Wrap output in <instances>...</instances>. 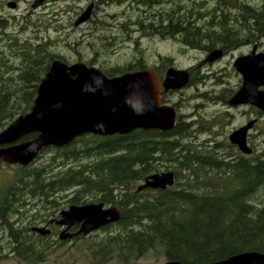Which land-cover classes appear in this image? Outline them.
<instances>
[{
	"label": "trees",
	"instance_id": "1",
	"mask_svg": "<svg viewBox=\"0 0 264 264\" xmlns=\"http://www.w3.org/2000/svg\"><path fill=\"white\" fill-rule=\"evenodd\" d=\"M132 2L150 10L165 0ZM217 3L210 13L201 14L183 9L172 0L167 10L138 17L136 25L141 31L166 38L180 36L185 44L205 50L227 44L228 37L234 39L238 29H249L252 36L264 35V3L259 8L244 6L238 0ZM228 5L240 9L236 24H230L233 17ZM204 17L208 20L200 24ZM129 23L123 24L126 33ZM6 25L0 21V33ZM54 44L48 35L37 34L25 41L10 39L8 51L20 60L17 76L0 72V109L8 108L10 118L30 111L37 87L53 60H65L54 51ZM144 68L148 65L142 59L125 66L100 67L109 77ZM188 126L179 118L177 126L166 132L86 134L58 148L47 165L25 170L12 185L10 222L4 218L5 204H0V226L5 228L0 232L6 235L13 255L22 264H38L45 259L47 247L32 244L25 225L17 218L21 211L32 210L40 203L54 207V194L62 195L69 189L74 194L66 203L104 202L122 212L116 224L102 227L108 231L106 237L92 244L94 264H106L113 256L127 263L150 252H160L167 260L199 264L247 251L264 253V203L259 206L253 202L258 181L264 178V165L257 167L252 162L247 172L233 175L228 162L203 149L196 141L197 132ZM169 169L175 172L172 187L137 191L148 175ZM113 227L116 229L109 231Z\"/></svg>",
	"mask_w": 264,
	"mask_h": 264
},
{
	"label": "water",
	"instance_id": "2",
	"mask_svg": "<svg viewBox=\"0 0 264 264\" xmlns=\"http://www.w3.org/2000/svg\"><path fill=\"white\" fill-rule=\"evenodd\" d=\"M47 0H35L38 8ZM11 7L15 2H10ZM93 4L88 6L75 22V26L87 22ZM221 56V50L211 52L206 61L213 62ZM235 67L243 75V85L230 99V104L250 102L264 109V54H252L237 59ZM190 82V71L169 67L161 81L155 69H144L109 77L102 70L83 62L67 63L56 58L43 76L31 111L18 116L0 133V144L15 143L23 137H36L8 150L0 151V158L12 164L28 165L44 148L65 147L85 134L110 136L125 135L137 129L173 130L177 125V112L173 106L161 105V98L169 90L184 88ZM251 124L234 132L230 139L250 153L245 136ZM175 183L172 170L148 175L137 191L145 189L165 190ZM121 211L115 206L106 207L103 202L71 205L62 212L60 225H67L60 239L73 235L68 228L80 225L77 234L88 235L94 230L121 219ZM41 234L49 233L46 227H34ZM1 264V252H0ZM166 264H199L168 260ZM210 264H264V253L247 251Z\"/></svg>",
	"mask_w": 264,
	"mask_h": 264
},
{
	"label": "rangeland",
	"instance_id": "3",
	"mask_svg": "<svg viewBox=\"0 0 264 264\" xmlns=\"http://www.w3.org/2000/svg\"><path fill=\"white\" fill-rule=\"evenodd\" d=\"M12 0H0V14L8 18L7 26L0 33V52L6 53L9 58L13 71L8 76H17L20 66V60L13 55L10 50V39L19 38L27 40L29 37L51 36V40L56 44L52 47L55 52L65 56V60L69 63L83 61L100 68H112L115 66H125L135 63L138 60H144L150 68L158 67L165 70L169 67L187 70L190 66L196 65L204 60L205 49L192 47L181 41L179 37H163L151 34L147 31L139 30L136 22L138 17L145 18L147 14L153 16L157 12H161L171 7L172 0H165L163 5L149 8H142L138 3L134 4L132 0H119L101 5L93 20L89 24L82 27L74 26V14L78 9H85L87 0H48L47 3L39 8H33L32 3L35 0H19V9L15 12L7 7V2ZM183 6V9L190 8L192 11L206 12L207 14L218 4L217 0H173ZM240 3L250 4L253 7H262L264 0H238ZM228 13L237 16L240 12L238 6L228 5ZM201 8L202 11H198ZM146 11V12H145ZM148 11V12H147ZM26 13V17L22 15ZM13 14H17L13 16ZM205 16V15H202ZM15 17V18H14ZM25 18V19H24ZM30 18V21L28 19ZM207 17L199 20V23H205ZM129 23V33L123 28L125 22ZM9 50V51H8ZM238 55V52L235 53ZM170 59V60H168ZM234 56L228 55L217 61V63L207 66L204 70H200L202 76L193 82L189 87L182 89L171 96V99L179 100L180 112L183 114V122L189 123L188 128H192V132H197L196 141L199 139H207L208 135L204 132L197 131L198 119L203 122V126L209 125L208 121L212 118H220V124L213 128L209 136L215 138L216 141L226 139V135L231 131L234 125L241 123L242 119L237 112L235 118L228 117L226 114L227 105L221 101H212V98L201 95L218 93L223 87L238 82L237 77L228 74L232 69ZM170 61V62H168ZM90 64V63H89ZM10 65V67H12ZM16 66V69H15ZM219 79V80H218ZM228 80V82L225 81ZM206 94V95H207ZM13 118V121L17 118ZM12 121V122H13ZM264 126V122L260 124ZM217 135H213L216 134ZM196 136V135H195ZM199 137V138H198ZM209 151V150H206ZM58 152L52 150L46 153V158L37 163L34 167L47 165L52 161V157ZM87 159L86 161H89ZM32 169V168H30ZM29 169L12 168L6 178H10L11 185L17 182L18 178L24 171ZM173 170V169H169ZM58 172V170L56 171ZM3 177H0V179ZM253 202L261 206L264 203V184L260 185L253 195ZM17 219L25 222L34 221V215L40 213L39 208L21 211ZM23 217V218H21ZM16 218V217H15ZM113 227L109 231L115 230ZM108 231L99 230L92 233L88 238L77 241L74 245L54 246L47 248L45 259L38 264H94L91 251L95 246V242H100ZM92 244L94 245L92 247ZM0 249L3 257L1 264H22L12 253L11 247L6 240V235L0 232ZM167 259L160 252H150L138 259H131L124 263L115 256L106 264H166Z\"/></svg>",
	"mask_w": 264,
	"mask_h": 264
},
{
	"label": "flooded vegetation",
	"instance_id": "4",
	"mask_svg": "<svg viewBox=\"0 0 264 264\" xmlns=\"http://www.w3.org/2000/svg\"><path fill=\"white\" fill-rule=\"evenodd\" d=\"M50 1V0H49ZM113 1H119V0H87V7L93 4V9L91 13V17L89 20L80 26H75V22L78 19V17L81 15V13L86 9L79 8L77 13L74 14V26L75 27H82L85 24H89L93 20V16L97 13L98 9L101 7V5L108 4L109 2ZM10 2H15V6L11 7L9 4ZM46 2H43L41 4L44 5ZM246 3H244L245 6ZM250 5V4H248ZM20 2L19 0H12L7 2V7L12 9V11H16L19 9ZM39 6V7H41ZM38 7V8H39ZM235 7V6H234ZM36 9V8H35ZM17 14H13V16H16ZM3 14H0V21L6 22L8 18L3 17ZM26 17V13L22 15V18ZM233 19L230 21V24H236L235 16H232ZM15 18V17H14ZM25 19V18H24ZM7 24V23H6ZM238 24H242L240 21ZM7 26V25H6ZM238 34L234 37V39H231V37H228L227 44L223 43L222 45H218L217 47L205 50L204 53V60L199 62L196 65L190 66L187 68V70L190 71V82L187 86L189 87L195 82L196 80L200 79L202 76L200 70H204L207 66L213 65L217 63V61L223 57H226L228 55L234 56V61L232 63V69L230 73L228 74L229 77L234 76L237 77L238 82L235 84H230L228 87H223L222 90H220L218 93L214 94H207L205 92L201 93L203 96H207V98H212V101H221L225 103L227 106V115L228 117L235 118L237 112L239 113V116H241V123L234 125L231 131L226 135V139L222 141H216L215 138H212L209 136V133H212V129L210 128L211 125L217 126L220 124L219 120H222L220 118H212L210 121H208L209 125L207 127H204L200 119L198 121H195L197 124L199 122V125L197 128V131L204 132L208 135L207 139H199L200 146L205 150H210L214 154H216L219 157V160H223L225 162H228L231 172L233 175L239 174V171L247 172L248 167L251 165L252 162H254L257 167L260 165H264V126L262 127L260 124L264 122V109L257 106L256 104L250 103V102H243L239 104H230V99L240 90V88L243 85V75L237 70L235 67V62L238 58L243 56H249L252 54H264V35H257L252 36L250 35L249 29H244L242 32L240 29L237 30ZM240 33V34H239ZM242 33V34H241ZM0 43H3L0 41ZM215 50H221V56L213 61V62H207L206 59L208 55L215 51ZM238 52V55H235V53ZM94 60V59H93ZM91 60L89 63H86L88 66L91 65ZM77 62H83V61H77ZM9 58L7 57L6 53L0 52V72L4 75H8L10 72L13 71L11 69L13 66L11 65ZM10 65L12 67H10ZM150 68V67H148ZM16 69V66H15ZM146 69V68H144ZM159 79L162 81L164 79V76L166 74L167 69L162 71L163 69H159L158 67H154ZM143 69H137L134 71H139ZM219 80V79H218ZM226 82L228 80L225 79ZM184 87V88H185ZM177 90H169L168 92L164 93L161 98V105H170L173 106L176 109L178 118H183V114L180 112V101L171 99V96L183 91L182 89ZM259 91H264V85L258 87ZM207 94V95H206ZM204 96L202 98H204ZM34 104V102H33ZM180 104V105H179ZM33 106V105H32ZM179 106V107H178ZM4 112V113H3ZM10 112L8 111V108H5L4 111L0 109V133L4 131L6 128L10 126L13 119L9 116ZM19 116V115H18ZM183 121V120H182ZM251 124L250 128L246 132L245 136V144L248 148H250L251 152L246 153L244 152L238 143L233 142L230 139V136L236 132L237 130H240L241 128L248 126ZM213 135H217L213 134ZM36 137V134H30L19 141L15 143H5L0 144V151L1 150H8L12 147V145L20 144L24 141L31 140ZM199 138V137H198ZM58 148L50 146L47 148H44L41 152H39L38 156L28 165H22V164H12L8 161H6L3 158H0V177H3L0 179V204L4 203V218L10 217V199H11V181L10 178H6V174H9L11 172L12 168L19 167L21 169H30L33 168L37 163L41 162L43 158H46V153H49L50 151L54 150L56 151ZM260 177V175H256V178ZM259 186L264 184V178L260 179ZM74 190L69 189L68 191L64 192L62 195L54 194L53 201L56 203L54 204V207H51L50 203H40L35 205L36 208L38 207L40 210V213H36L34 215L33 220L34 221H28L25 225V232L27 234V237L32 244L35 242L38 246H46L54 247V246H66V245H74L77 241H82L85 238H88L91 234L83 235V234H77L80 230V225H74L70 228H68V233L72 234L73 236L68 239H60L61 233L67 228V225H60L58 224V221L62 218V212L64 210H67L71 205V203H66V199L69 201V197L73 196ZM68 196V197H67ZM106 207H110L109 205H106ZM1 219L2 216L0 217ZM0 219V220H1ZM10 222V220H9ZM18 223L24 224L22 220H20ZM8 224V223H7ZM34 227H46V229L49 230V233L47 234H41L39 232H36L33 230ZM5 228H1L0 231H3ZM100 228L99 230H101ZM96 230V231H99ZM95 231V232H96ZM94 233V232H93ZM1 251V249H0Z\"/></svg>",
	"mask_w": 264,
	"mask_h": 264
},
{
	"label": "bare ground",
	"instance_id": "5",
	"mask_svg": "<svg viewBox=\"0 0 264 264\" xmlns=\"http://www.w3.org/2000/svg\"><path fill=\"white\" fill-rule=\"evenodd\" d=\"M94 231H96V230H94ZM94 231H93V232H94Z\"/></svg>",
	"mask_w": 264,
	"mask_h": 264
}]
</instances>
